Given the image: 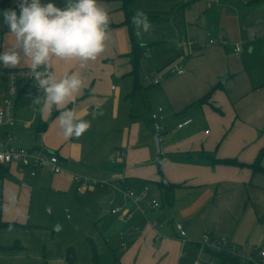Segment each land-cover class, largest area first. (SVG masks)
Returning <instances> with one entry per match:
<instances>
[{
	"label": "crops",
	"instance_id": "0c3cea01",
	"mask_svg": "<svg viewBox=\"0 0 264 264\" xmlns=\"http://www.w3.org/2000/svg\"><path fill=\"white\" fill-rule=\"evenodd\" d=\"M18 2L9 0L19 15ZM98 4L110 16L105 51L86 63L50 61L57 77L74 72L84 81L76 101L41 112L40 102L18 96L15 123L1 128L14 146L56 153L63 170L31 175L14 163L0 165V220L16 223L0 227V264H215V252L198 242L205 232L235 246L237 264H264L254 251L264 244V171L212 161L249 164L261 152L264 167V0H133V10L159 15L149 20L143 46L135 34L141 50L135 72L121 0ZM4 11L0 0V52L14 43ZM210 37L238 42L241 50L210 44ZM169 63L183 72H163ZM157 71L162 76L155 84ZM67 105L90 121L79 138L64 137L59 126ZM157 106L165 115L158 153L149 119ZM94 110L103 114L93 118ZM185 117L192 121L177 127ZM158 165L178 184L170 204L157 185ZM118 172L126 179L116 187L76 190L74 174L104 179ZM125 187L136 196L148 191L133 200ZM151 198L157 207L150 206ZM103 199L120 211L111 213ZM45 204L52 218L43 212ZM62 204L69 220L53 228ZM123 213L129 217L121 219ZM34 214L42 219L33 221Z\"/></svg>",
	"mask_w": 264,
	"mask_h": 264
},
{
	"label": "clouds",
	"instance_id": "9594fccd",
	"mask_svg": "<svg viewBox=\"0 0 264 264\" xmlns=\"http://www.w3.org/2000/svg\"><path fill=\"white\" fill-rule=\"evenodd\" d=\"M18 8L19 15L15 9L3 12L14 43L7 44L0 52V65L29 68L35 85L43 93L35 99L42 105L41 112L74 103L84 81L74 72L57 77L50 70V61L54 57L84 63L95 61L105 51L110 31L109 13L98 0H66L63 8L51 0L46 4L41 0H19ZM132 24L143 46L144 34L152 30L147 14L136 10ZM102 114L97 110L91 113L93 118ZM59 126L64 137L79 138L90 127V121L72 110H64Z\"/></svg>",
	"mask_w": 264,
	"mask_h": 264
},
{
	"label": "built area",
	"instance_id": "2783aa9c",
	"mask_svg": "<svg viewBox=\"0 0 264 264\" xmlns=\"http://www.w3.org/2000/svg\"><path fill=\"white\" fill-rule=\"evenodd\" d=\"M264 22V19H263ZM208 43L218 44L221 46L230 47L234 53L241 50V46L238 42L231 43L225 38H208ZM50 70L53 73L52 68ZM163 72L168 73H181L183 68L175 63H169L163 69ZM162 76V71H157L153 74V83H158ZM43 93L35 85L31 77V72L28 67H16L9 68L0 65V131L3 125H13L15 123L14 116V100L18 96L38 102L35 99L42 96ZM149 119L152 121V125L156 130L163 128V121L165 119L164 111L161 106H157L154 110L149 112ZM192 121L190 117H185L179 121L176 126L182 127L189 124ZM13 137L10 134H0V165L17 164L22 168H26L31 175L38 173H59L63 170L61 160L56 153L38 150L35 151L32 148L14 146L12 144ZM74 181L76 182V190L80 191L86 185H105L109 184L116 187L118 183L125 181L126 175L123 172L112 173L107 178L95 179L80 174H74ZM125 195L133 200H137L138 197H144L148 191V187H145L139 196L136 193L125 187ZM100 203H104L109 207L111 213H118L121 207L115 204L111 199L99 200ZM149 204L152 207H157L159 202L155 198L149 199ZM129 217V214L123 213L120 218ZM176 229L180 236L185 235V230L181 222L176 223ZM198 242L205 247H210L214 252H223L229 255H238V251L235 246L228 245L226 239L212 238L208 233H203ZM254 251L257 252L259 258L264 257V244L255 246ZM206 264H214L213 261H209Z\"/></svg>",
	"mask_w": 264,
	"mask_h": 264
},
{
	"label": "trees",
	"instance_id": "16d2710c",
	"mask_svg": "<svg viewBox=\"0 0 264 264\" xmlns=\"http://www.w3.org/2000/svg\"><path fill=\"white\" fill-rule=\"evenodd\" d=\"M132 1L133 0H121V7L125 12V18H124L122 23L125 24L128 28V33H129V37H130V41H131V51L130 52L132 55V62H133V67H134L132 71L135 72L137 69V66H138V59L141 55V50H140V46H139L138 42L135 40V29H134V26L132 24V16L136 12L135 10H133L131 8ZM1 6L3 7L4 10H8L11 8L9 0H1ZM146 14H147L149 20L159 19L158 14H155V13H146ZM208 95H209V93H207L206 95L201 97L198 101L205 100L208 97ZM68 108H69V105L65 106L62 109V111L67 110ZM44 124H46V121L44 122ZM260 153L257 156V158L255 159V161H253L252 163H249V164L242 163L235 158H212V161L218 162V163L239 165V166L247 165V166L253 168L254 170H263L264 171V167H261L259 165ZM158 173H159V179L157 181V185H158V187L163 189L162 200L165 204H170L172 202V198H173L172 197V190L178 184L171 183L164 177V175L161 172L160 165H158ZM15 224L16 223L12 222V221L0 220V227H9V226H12ZM16 246L17 245L15 243H13L11 245L4 246V247L5 248H14ZM215 254L221 257L222 262H229L231 264H237V260L234 258V256L232 257L231 255L225 254L223 252H215Z\"/></svg>",
	"mask_w": 264,
	"mask_h": 264
},
{
	"label": "rangeland",
	"instance_id": "374dc122",
	"mask_svg": "<svg viewBox=\"0 0 264 264\" xmlns=\"http://www.w3.org/2000/svg\"><path fill=\"white\" fill-rule=\"evenodd\" d=\"M13 145H15V144H13ZM48 206H49V204H45V206H44V208H42V210L47 217L48 216L50 217L51 212H49ZM40 214H34L33 218H31V219L33 221H40L42 219V215H40ZM59 214H60L59 215V221H57L55 224L52 225L53 228H56L57 223H60V222L64 223V221L69 220V219L65 218L64 204H62ZM50 218H52V217H50ZM211 259L214 260L215 264H227V262H221L220 257L216 254H213L211 256Z\"/></svg>",
	"mask_w": 264,
	"mask_h": 264
},
{
	"label": "water",
	"instance_id": "95a60500",
	"mask_svg": "<svg viewBox=\"0 0 264 264\" xmlns=\"http://www.w3.org/2000/svg\"><path fill=\"white\" fill-rule=\"evenodd\" d=\"M224 78H221V81H223ZM151 134L153 137V141H154V146H155V151L158 153L160 150V144H159V136H158V132L156 130V128H152L151 129ZM47 151V150H45Z\"/></svg>",
	"mask_w": 264,
	"mask_h": 264
}]
</instances>
